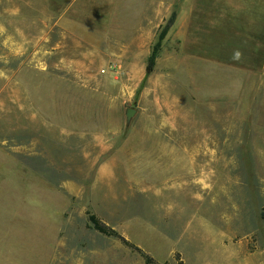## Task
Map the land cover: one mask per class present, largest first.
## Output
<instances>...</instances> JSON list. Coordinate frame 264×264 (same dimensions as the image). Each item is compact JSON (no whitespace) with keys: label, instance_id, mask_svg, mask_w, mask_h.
Masks as SVG:
<instances>
[{"label":"rangeland","instance_id":"374dc122","mask_svg":"<svg viewBox=\"0 0 264 264\" xmlns=\"http://www.w3.org/2000/svg\"><path fill=\"white\" fill-rule=\"evenodd\" d=\"M239 4L0 0V264H145L91 214L157 264H264V103L184 69ZM20 196L40 229L10 235Z\"/></svg>","mask_w":264,"mask_h":264},{"label":"crops","instance_id":"0c3cea01","mask_svg":"<svg viewBox=\"0 0 264 264\" xmlns=\"http://www.w3.org/2000/svg\"><path fill=\"white\" fill-rule=\"evenodd\" d=\"M232 1L249 4L236 5L231 10L234 20L226 19V23L220 25L219 29L225 34L223 37H226L223 45L216 40L212 44L207 41L206 49H199L197 55L188 56L189 66L185 65L184 69H189L188 76L192 87L195 86L198 91L199 100L234 104L246 98L251 102L246 103L255 107L264 103V0ZM205 23V31H210V23L207 20ZM231 44H237V47L231 48ZM235 50L242 53L239 61L232 59ZM19 187H10L6 193L12 195L21 189ZM33 211L34 208L31 209L29 202L26 204L24 196L17 198V203L7 210H2L3 214L11 215L14 223L10 235H16L15 232L23 234L25 220L27 226L30 223L32 231L40 229V225L36 226L39 221L37 215H32ZM30 212L34 217H31V221ZM4 255H0V258H4Z\"/></svg>","mask_w":264,"mask_h":264},{"label":"trees","instance_id":"16d2710c","mask_svg":"<svg viewBox=\"0 0 264 264\" xmlns=\"http://www.w3.org/2000/svg\"><path fill=\"white\" fill-rule=\"evenodd\" d=\"M169 26L167 25L163 31L159 34L157 42L151 49L150 55L147 60V65L145 72L146 74L152 73L154 66H155V61L158 58L159 52L161 50V44L162 41L164 40L166 33L168 31ZM88 222L90 228L98 233L99 235L107 238H112L117 241H119L121 244L124 246L128 247L131 249V251L137 253L140 257L143 258L145 264H157L154 262L152 258H150L148 255H146L140 248L135 246L134 244L129 243L123 236H121L119 233L114 231L112 228L106 226L104 223H102L95 215L91 214L88 216ZM181 264V262L179 263Z\"/></svg>","mask_w":264,"mask_h":264},{"label":"water","instance_id":"95a60500","mask_svg":"<svg viewBox=\"0 0 264 264\" xmlns=\"http://www.w3.org/2000/svg\"><path fill=\"white\" fill-rule=\"evenodd\" d=\"M134 114H135V111H133L131 109L126 110V112H125L126 122H129L130 119L134 116Z\"/></svg>","mask_w":264,"mask_h":264},{"label":"clouds","instance_id":"9594fccd","mask_svg":"<svg viewBox=\"0 0 264 264\" xmlns=\"http://www.w3.org/2000/svg\"><path fill=\"white\" fill-rule=\"evenodd\" d=\"M242 58V53L239 50H235L232 55V59L235 61H239Z\"/></svg>","mask_w":264,"mask_h":264}]
</instances>
